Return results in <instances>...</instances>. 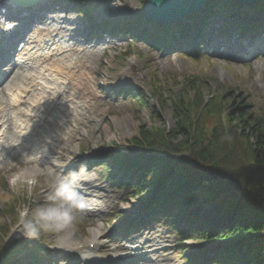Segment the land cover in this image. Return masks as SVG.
I'll return each instance as SVG.
<instances>
[{"label":"trees","instance_id":"obj_1","mask_svg":"<svg viewBox=\"0 0 264 264\" xmlns=\"http://www.w3.org/2000/svg\"><path fill=\"white\" fill-rule=\"evenodd\" d=\"M144 3L142 0L141 11L133 20L121 24L105 21L98 31L129 36L159 48V53H170L184 41L188 43L194 30L203 36L217 10L222 11L224 31L230 34H250L261 27L246 17L237 18L241 6L233 0H209L189 26L177 29V38L168 26H156L168 33L170 46L166 49V42L162 44L144 27ZM79 10L88 19L89 9L84 4ZM256 10L263 11L264 5L259 2ZM131 52L130 46L125 54ZM179 77V82L174 78L180 87L176 93L162 85L155 71L149 98L143 91H127L140 109L153 102L150 118L160 119L157 108L171 111L172 128L140 125L139 135L126 141L156 156L133 155L120 146L93 160L104 167L110 181L127 192L128 199L146 204L139 220L117 213L116 222L123 232H130L148 219L164 218L182 238L177 246L194 238L219 247L197 256L191 248L180 247L194 264H264V116L256 117L246 110L247 95L238 87L229 89L215 82L210 86L189 74ZM205 91L210 99L205 98ZM240 148H244L242 152ZM173 155L183 156L175 160ZM2 190L6 191L2 200L7 204L0 209V264H40L41 235L5 248L6 234L20 220L19 208L34 204L25 194H11L6 183Z\"/></svg>","mask_w":264,"mask_h":264},{"label":"rangeland","instance_id":"obj_2","mask_svg":"<svg viewBox=\"0 0 264 264\" xmlns=\"http://www.w3.org/2000/svg\"><path fill=\"white\" fill-rule=\"evenodd\" d=\"M79 1L50 0L48 5L40 8L34 15L33 19L38 20L30 24V30L35 32L40 30L41 20H45L49 14L46 8L57 7L77 25L74 35L70 34L73 38L70 41L71 45L80 51L87 48L99 49L97 56L92 60L91 72L93 78L98 76L95 87L98 106L94 111L85 110L82 107L84 115L77 119L76 123L59 122L63 128H59L57 134L50 133V136L54 138L52 142L50 141V145L36 143L35 147L46 148L45 153L42 151L43 155L40 158L31 157V161L27 162V159H23L24 151L12 160L5 156L2 158L4 153L1 154L0 209L7 204V200H2V196L6 194V191L2 190L4 183L7 184L11 194L16 196L25 194L33 200L34 207L25 205L19 208L20 217L24 213L31 216L35 209L48 202L47 198L52 191L51 186L58 176L78 173L74 180L77 191L85 200L83 207L85 211L75 213L76 219L66 234H41L45 252L39 260L40 264H77L78 261L84 264L81 255L85 252L87 245L93 242L100 246L94 256L100 260H106L107 264H119L118 258L130 256L137 248L139 254H145L143 257L146 261L140 263L134 258L126 259L122 264H154L156 262L167 264L168 261L172 264H189L180 257V250L176 248L180 238L171 231L165 219H155L150 225L127 239L131 234L122 233L121 224H117L113 219L117 213L132 219L139 218L143 211L142 204L128 199L126 192L119 187L111 186L103 168L92 161L99 155L108 154V149L112 147L126 146L124 150L140 153L136 146L126 144V141L139 135L140 125L167 129L174 126L170 110L161 111L157 108L160 119L150 118L149 112L153 110V103L140 109L130 95L123 91L125 89H134V92L143 90L147 96H150L151 86L149 85L154 71L158 74L162 85L173 93L180 89L175 85L174 78L176 82H179L182 80L179 76L188 74L196 76L210 86L213 82L229 89L238 86L244 95H247L246 110L256 117L264 116V31H261L258 37H225L220 33L223 27L222 11L217 10V16L212 19L206 31L208 38L203 42L206 53L204 57L213 61L199 59L195 62L190 59V56L186 58L175 55L160 56L155 50L141 44H135L132 54L125 56L126 48H129L132 39L99 33L78 14ZM258 1L264 5V0ZM85 2L91 13L93 12L91 17L96 19L98 24L108 19L123 22L134 18L141 11L142 6V0H85ZM94 4L96 7H93ZM11 14L13 11L5 4V0H0V24L3 25L4 21L11 18ZM6 31L7 28L2 27L1 36ZM258 38L259 42L256 43L262 49L260 56L243 57L242 53H247L254 44L253 40ZM66 40L69 39H61L67 43ZM0 45L7 46L4 38H0ZM235 45L239 48H233ZM230 49H232V56L225 55ZM86 59L90 60V55H87ZM129 60L133 62L131 66H128ZM4 85L0 87V92L6 89L10 82L7 81ZM204 94L206 99H210L208 91ZM67 128L72 129V134L65 131ZM243 149L240 148V152ZM37 163H40L39 168ZM84 163L86 164L83 165ZM82 165L86 167L82 169ZM111 184L115 185L112 181ZM20 221L13 224L12 235L6 240L7 243L28 237L24 234L23 228L18 229L21 226ZM16 233L20 234L17 239H15ZM104 234L107 236L103 237ZM183 247H191L195 252L202 248H217L216 245L210 247L207 243L193 239H188Z\"/></svg>","mask_w":264,"mask_h":264},{"label":"bare ground","instance_id":"obj_3","mask_svg":"<svg viewBox=\"0 0 264 264\" xmlns=\"http://www.w3.org/2000/svg\"><path fill=\"white\" fill-rule=\"evenodd\" d=\"M23 12L29 11H22L17 14H23ZM48 12V17L41 23L42 29L34 32V40L24 51V56L19 58L21 61L28 62V65L33 64V68L23 67L22 71L19 70L18 73L19 78L17 80L19 82H12L10 88L2 91L3 95L6 92L9 100L4 99L2 92H0L1 127L4 128L5 125L9 124L7 122L8 115L12 116V122L19 136L23 133L26 134L24 140L20 141V148H32L31 151L34 154H36V150L33 143H30L31 139L38 143L48 141L50 145V141H53V138L49 137L50 132L57 133L59 131V122L76 123L77 119L84 115L82 114V107L85 110L94 111L98 106L96 103L98 96L95 93L98 76L93 78L91 73L92 60L97 54L90 49L83 50L81 53L68 43L60 44L61 39L58 37H68L69 34L74 35V32L77 31V25L57 7L48 10ZM32 16L33 14H29L25 21L26 30L32 22ZM17 30H14V34ZM54 34H57L58 37H54ZM71 39L73 38L70 37L69 40ZM31 47H36V52L26 55ZM233 48H239V46L235 45ZM231 51L232 49L227 51L226 54L230 55ZM60 52H64L63 57H58ZM253 52L252 48L247 57H251ZM52 55L54 57L50 61L49 58ZM87 55H90V60L85 59ZM17 65L15 70H18ZM29 77L30 79H28ZM34 108L36 110H33ZM52 108L53 111H50ZM79 108L81 109L79 110ZM39 124H43L42 128L36 132ZM65 131L72 134L70 128ZM30 144L33 146H30ZM83 201L85 205V200ZM96 244L93 252L87 250L81 255L84 260L95 257L94 255L100 249L98 243ZM136 258L140 263L146 261L138 253ZM99 262L107 264L106 260H99ZM77 264H82V262L78 261ZM167 264L172 263L168 261Z\"/></svg>","mask_w":264,"mask_h":264},{"label":"clouds","instance_id":"obj_4","mask_svg":"<svg viewBox=\"0 0 264 264\" xmlns=\"http://www.w3.org/2000/svg\"><path fill=\"white\" fill-rule=\"evenodd\" d=\"M82 169L86 166H81ZM78 173L61 175L51 186L47 203L39 206L29 216L22 214L20 225L27 236L38 237L42 233L66 234L76 219L75 213L83 209L84 201L76 189L74 177Z\"/></svg>","mask_w":264,"mask_h":264},{"label":"water","instance_id":"obj_5","mask_svg":"<svg viewBox=\"0 0 264 264\" xmlns=\"http://www.w3.org/2000/svg\"><path fill=\"white\" fill-rule=\"evenodd\" d=\"M233 1L247 7H252L257 2V0ZM207 2L208 0H147L144 6V17L158 24L175 25L198 13Z\"/></svg>","mask_w":264,"mask_h":264}]
</instances>
